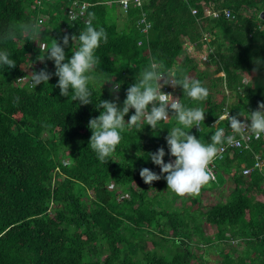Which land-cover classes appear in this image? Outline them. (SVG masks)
Returning <instances> with one entry per match:
<instances>
[{
	"label": "trees",
	"instance_id": "16d2710c",
	"mask_svg": "<svg viewBox=\"0 0 264 264\" xmlns=\"http://www.w3.org/2000/svg\"><path fill=\"white\" fill-rule=\"evenodd\" d=\"M123 1L0 0V34L35 26L41 43L50 47L53 38L62 43L65 34L78 35L88 22L103 27L108 42L97 51L100 74L121 83L117 102L123 104L145 69L161 62L177 77L188 75L208 89L207 99L197 104L176 87L182 103L205 110L201 130H187L205 144L226 111L247 116L264 102V63L257 65L264 61V0H143L127 12L120 8ZM75 3L87 9L72 19ZM206 10L220 12L219 18ZM226 10L233 18H226ZM143 19L151 24L147 34ZM184 39L199 53L207 50L205 70L188 54L177 62ZM71 44L65 48L69 57ZM6 50L17 67L0 71V264H195L192 245L205 252L202 244L236 239L241 252L222 249L218 264H264V173H239L254 167L256 156L264 160V138L254 141L252 150L228 151L216 162L215 179L199 191L221 187L229 176L234 189L227 201L204 211L195 209L201 194L175 193L167 200L166 180L148 185L139 172L148 168L158 174L159 166L147 156L161 147L167 153L165 137L178 126L172 110L161 129L126 127L121 144L100 162L89 146L88 123L99 115L95 102L115 100L109 93L113 84L97 88L93 103L79 105L60 95L54 75L46 86L30 89L32 72L45 66L55 72L39 41L25 35ZM132 114L134 109L125 120ZM228 126L227 120L219 123L225 135ZM170 159L175 158L166 154L165 162ZM179 197L191 206L174 210ZM201 217L217 229L214 238L203 231Z\"/></svg>",
	"mask_w": 264,
	"mask_h": 264
},
{
	"label": "clouds",
	"instance_id": "9594fccd",
	"mask_svg": "<svg viewBox=\"0 0 264 264\" xmlns=\"http://www.w3.org/2000/svg\"><path fill=\"white\" fill-rule=\"evenodd\" d=\"M25 35L30 37V41L40 42L43 59L52 61L55 67L54 73H50L47 66L38 72H32L30 89L36 90L41 84L46 86L54 75L58 78L54 87L60 90L61 96L78 101L79 105H88L94 102L93 94L97 88H103L106 83L113 84L109 93L115 97V100L99 99L95 102L99 115L90 119L88 123L92 132L89 146L100 162H106L121 144L122 132L126 127L139 129L147 125L153 131L161 129V125L170 119L169 112L172 110V117H175L178 126L169 129V134L165 137L167 153L161 147L147 156L159 166L161 174L142 168L139 175L145 184L151 185L154 181L163 178L167 182L168 189L177 195L198 194L203 186L215 179L210 165L218 156V145L239 144L237 136L243 139L242 133L245 130L257 138L264 136V102H262L257 110H247V116L241 111L236 115L226 111L218 117V120L226 119L232 134L225 135V129L216 126L210 142L202 143L200 138L198 139L187 130H191L194 126H199L201 130V124L205 122V110L199 106L188 107L162 89L169 85L179 87L183 91V96L197 104L207 99L208 89L200 81L188 75L177 77L161 62L154 61L140 74L138 81L127 89L126 99L120 105L116 94L120 90L121 83L100 74L101 59L97 51L102 44L108 42V35L103 27L95 26L91 22L86 23L78 35L65 34L62 43L53 38L50 47H45L41 43L35 26L30 31L23 28L8 29L0 34V71L17 67L6 49L18 40H23ZM70 41L72 54L69 57L66 55L65 48L69 46ZM261 63L264 61H257L258 66ZM257 70L258 68L253 71ZM132 109L134 114L126 121L125 116ZM241 116L245 118L243 121L240 119ZM166 154L175 159L166 163L164 160Z\"/></svg>",
	"mask_w": 264,
	"mask_h": 264
},
{
	"label": "rangeland",
	"instance_id": "374dc122",
	"mask_svg": "<svg viewBox=\"0 0 264 264\" xmlns=\"http://www.w3.org/2000/svg\"><path fill=\"white\" fill-rule=\"evenodd\" d=\"M121 10L123 11V7H120ZM119 12V10H118ZM205 36L207 38H210L209 34H205ZM191 56V58H194L195 60H197L199 62V67L201 68V70H205L207 68V56H208V52L207 50H204L202 53H199L195 50L194 46L190 43V41L188 39H184V49L181 52V54L179 55L177 62L180 63L184 57L186 55ZM246 76L245 80L246 81H253L254 78L252 77V75H244ZM253 78V79H252ZM161 83H163V81H161ZM169 87H171L172 89V95L174 97L178 96V91L176 90V87H172L169 85ZM217 98H219V100H222L223 97L222 95H217ZM216 126H219V123L217 125L214 124V127L216 128ZM173 159H170V161ZM158 174H161V170L160 168L158 169ZM227 178V182L225 185L218 187V188H214L205 192H200L198 194H201V200L200 203L197 204L195 206V209L202 208L204 211H207L208 209H210L213 205L217 204L218 202H223V201H227V199L229 198L231 192L234 189V184L232 179L229 176H226ZM109 187L113 190L115 189V184L111 183L109 185ZM119 193H121V190H118ZM166 193V198L167 200L172 199L174 197L175 192L171 191V190H167ZM195 194V195H198ZM121 195H124L123 193H121ZM194 195V196H195ZM125 197H129L127 194H125ZM169 208L171 207V204L169 203ZM184 206L186 207H190L191 203L190 202H186V204H184L183 199L181 197H179L174 203H173V207L174 210L176 209H182ZM197 215V213H196ZM200 221L202 222V229L205 232V234L211 238H214L217 229L215 227L212 228H208L204 218H200ZM194 223H191V225H193ZM202 248L205 249V252L202 251H198L196 249L195 245L191 246V250L194 252V260L193 262L195 264H218L217 262L220 260V251L222 249H226V250H235L236 253L241 252V250L243 249V245H241L240 242H238V239L231 241L230 243H224L222 245H211V244H202ZM169 249V248H168ZM167 251V250H166ZM158 252L161 253L162 250L158 249Z\"/></svg>",
	"mask_w": 264,
	"mask_h": 264
},
{
	"label": "built area",
	"instance_id": "2783aa9c",
	"mask_svg": "<svg viewBox=\"0 0 264 264\" xmlns=\"http://www.w3.org/2000/svg\"><path fill=\"white\" fill-rule=\"evenodd\" d=\"M131 3H134L140 7V6H142L143 0H124L122 7H123L125 12H127L129 10ZM73 8H75V9H74V12L71 14V18L77 19L78 17H80L81 15H83L85 13V11L87 9V5L86 4L78 5L77 3H75ZM192 13L194 15H196L197 9H193ZM205 13L208 16H213L216 18H219V16H220V12H217L214 10H206ZM224 14H225L226 18H228V19L233 18V15L229 10L224 11ZM143 17H145V15ZM142 23H145V26L143 27V32L147 34L149 32V30L151 29V24L146 23L145 19L142 20ZM140 44H142V42H140ZM162 91H164L166 93H172L171 87L163 88ZM227 112H229V111H227ZM244 119H245L244 117L241 118L242 121ZM221 121H224V120H218V123H220ZM197 127L199 128V126H197ZM227 132L229 134H232V130L229 128V126H228ZM242 135L244 137L243 139H241L239 135L237 136V139L239 140V144H234L232 146L222 145L220 147L217 158L210 165V167L212 168L214 177H215L216 162L223 160L228 151L233 152L235 150H239L242 152V151H246V150H252L253 149L252 144L254 143V141H257V140L264 138V136L257 138V137H255V135L251 134L250 132H248L246 130L242 133ZM255 160H256V162H255L254 167H242L240 169L239 173L242 174L243 176H246V177L251 176L254 169H259L264 173V160L261 159L260 156H256Z\"/></svg>",
	"mask_w": 264,
	"mask_h": 264
},
{
	"label": "water",
	"instance_id": "95a60500",
	"mask_svg": "<svg viewBox=\"0 0 264 264\" xmlns=\"http://www.w3.org/2000/svg\"><path fill=\"white\" fill-rule=\"evenodd\" d=\"M261 18L264 19V13H262Z\"/></svg>",
	"mask_w": 264,
	"mask_h": 264
}]
</instances>
